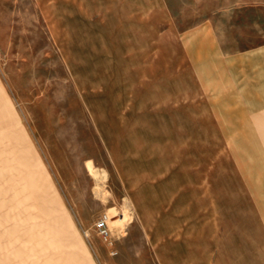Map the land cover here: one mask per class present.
Instances as JSON below:
<instances>
[{
	"label": "rangeland",
	"instance_id": "obj_1",
	"mask_svg": "<svg viewBox=\"0 0 264 264\" xmlns=\"http://www.w3.org/2000/svg\"><path fill=\"white\" fill-rule=\"evenodd\" d=\"M216 194L257 260L264 0H0V264H155L172 200Z\"/></svg>",
	"mask_w": 264,
	"mask_h": 264
},
{
	"label": "crops",
	"instance_id": "obj_2",
	"mask_svg": "<svg viewBox=\"0 0 264 264\" xmlns=\"http://www.w3.org/2000/svg\"><path fill=\"white\" fill-rule=\"evenodd\" d=\"M177 198L172 200L177 202L173 209L170 206L164 212L161 232L157 227L152 229V233L158 235L155 264H264V218L258 221L263 227V235L259 232L258 257L256 260L254 255L252 259L251 215L254 206L250 194L201 195L189 200L191 203L181 199L184 197ZM123 257L111 256L103 248L100 262L133 264L131 255V262L124 261Z\"/></svg>",
	"mask_w": 264,
	"mask_h": 264
},
{
	"label": "built area",
	"instance_id": "obj_3",
	"mask_svg": "<svg viewBox=\"0 0 264 264\" xmlns=\"http://www.w3.org/2000/svg\"><path fill=\"white\" fill-rule=\"evenodd\" d=\"M110 216L107 213H104L100 219L95 223V228L99 234V236L106 242L107 244H112L113 242V231L109 225ZM117 254L116 251H110L111 256H115ZM111 264V263H109Z\"/></svg>",
	"mask_w": 264,
	"mask_h": 264
},
{
	"label": "bare ground",
	"instance_id": "obj_4",
	"mask_svg": "<svg viewBox=\"0 0 264 264\" xmlns=\"http://www.w3.org/2000/svg\"><path fill=\"white\" fill-rule=\"evenodd\" d=\"M117 216H118L117 214L112 215V216L110 217L109 222L113 224L115 221H119V220L122 219V217H117Z\"/></svg>",
	"mask_w": 264,
	"mask_h": 264
}]
</instances>
